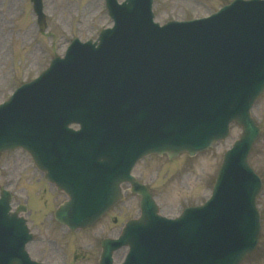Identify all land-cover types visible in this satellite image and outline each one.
Here are the masks:
<instances>
[{
    "label": "water",
    "instance_id": "water-1",
    "mask_svg": "<svg viewBox=\"0 0 264 264\" xmlns=\"http://www.w3.org/2000/svg\"><path fill=\"white\" fill-rule=\"evenodd\" d=\"M151 2L106 0L113 28L95 43L74 40L0 105V152L25 148L69 193L56 217L72 229L91 224L131 182L141 216L118 240L102 241L100 264L124 244L123 264H238L259 235L261 183L247 154L257 135L248 110L264 87V1L234 0L209 18L162 27L151 22ZM231 121L243 135L224 154L211 198L175 219L158 215L147 187L129 175L133 164L151 152L194 154L223 138ZM7 201L0 262L35 264Z\"/></svg>",
    "mask_w": 264,
    "mask_h": 264
},
{
    "label": "rangeland",
    "instance_id": "rangeland-1",
    "mask_svg": "<svg viewBox=\"0 0 264 264\" xmlns=\"http://www.w3.org/2000/svg\"><path fill=\"white\" fill-rule=\"evenodd\" d=\"M228 1L154 0L152 10L155 21L164 23L207 16ZM43 9L47 28L40 32L29 0H0V102L20 83L37 76L53 56L63 54L73 37L95 39L102 28L112 24L104 0H43ZM252 115L261 128L249 156L263 183L257 200L261 233L256 250L241 264H264V92ZM240 133L238 127H232L225 139L194 156L184 152L169 159L165 154H151L138 161L133 174L150 187L161 213L173 217L183 207L201 203L209 196L222 154ZM0 169V185L6 184L13 192L12 204L26 205L23 216L35 238H39L27 249L39 261L96 264L99 240L116 236L124 221L138 214L139 197L125 189L124 200L95 225L67 232L52 217L65 195L43 179L28 154L21 150L2 153ZM124 252L121 249L114 254L116 263Z\"/></svg>",
    "mask_w": 264,
    "mask_h": 264
}]
</instances>
